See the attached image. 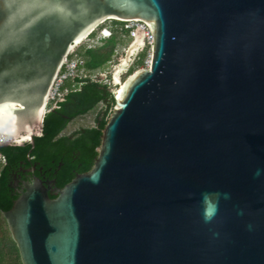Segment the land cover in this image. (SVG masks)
<instances>
[{"label":"water","instance_id":"95a60500","mask_svg":"<svg viewBox=\"0 0 264 264\" xmlns=\"http://www.w3.org/2000/svg\"><path fill=\"white\" fill-rule=\"evenodd\" d=\"M107 19L148 25L149 64L117 79L135 38L90 169L20 180L22 264H264V0H0V145H34Z\"/></svg>","mask_w":264,"mask_h":264},{"label":"trees","instance_id":"16d2710c","mask_svg":"<svg viewBox=\"0 0 264 264\" xmlns=\"http://www.w3.org/2000/svg\"><path fill=\"white\" fill-rule=\"evenodd\" d=\"M113 23L119 21L113 19ZM95 34L96 31H93L89 37ZM120 35L122 33L113 27L112 34L100 43L83 46L75 52V55L84 59L82 68L86 76L78 74L68 79L63 87V99L57 103L49 102L43 132L35 136L34 145L30 142L0 145V264H22L19 249L3 215V211L9 209L18 196L11 185L13 173L35 165L38 176L54 178L56 185L62 187L76 173L90 169L93 164L97 155L96 147L101 140V130L114 105L113 94L109 90L111 83L104 82L98 78L99 75L93 77V74L101 73L110 64L116 47L124 41ZM148 55V49L140 52L129 74L144 66ZM98 106L100 110L95 115L93 125L64 133L71 121Z\"/></svg>","mask_w":264,"mask_h":264},{"label":"built area","instance_id":"2783aa9c","mask_svg":"<svg viewBox=\"0 0 264 264\" xmlns=\"http://www.w3.org/2000/svg\"><path fill=\"white\" fill-rule=\"evenodd\" d=\"M110 20L112 21V23L108 25H104L102 28H100V26L103 25V23H105L106 21H110ZM114 20L119 21V23L114 24L113 19H107L106 21L101 23L96 28L98 29L97 34H95V36L93 37H90L91 40L93 42L100 43L102 39L107 38L112 34L113 27L116 28L119 32H121L122 35L131 38V42L136 38V36L139 33H142L143 42L138 52L140 53L144 51L145 49H148L149 55L146 58L145 65H144V66H147L150 61L151 46L153 43V36H152L151 30L148 27V25L140 19H127V20L114 19ZM96 29L94 31H96ZM87 38H89V36ZM94 45L95 44H88V46H94ZM83 65H84V59L75 55V49H73L71 53L64 60L62 69L60 70L55 80V83L51 89L50 96H49V102L53 101L54 103H57V101L63 99L64 93H65V90L63 89V87H64L65 82L68 79L73 78L77 76L78 74H82L86 76V73L84 72V69L82 68Z\"/></svg>","mask_w":264,"mask_h":264},{"label":"rangeland","instance_id":"374dc122","mask_svg":"<svg viewBox=\"0 0 264 264\" xmlns=\"http://www.w3.org/2000/svg\"><path fill=\"white\" fill-rule=\"evenodd\" d=\"M112 23V21H106L105 23H103L104 25H108ZM97 30L96 29V34H97ZM121 40L124 38L123 42H120L118 44V46L116 47V51L115 54L112 58V61L110 62V64H108L106 66V68L100 73L97 72L96 74H93V77H99L100 79H102L104 82H111V72L112 70L115 68V66L119 63V61L121 60L122 56L125 53L126 48L128 47V45L131 43V38L126 37L124 35H120ZM88 44H98L96 42H93L91 40V38H86L82 43H80L78 46H76L75 52L77 50H80L81 47L86 46ZM138 50L135 52V54L131 57L130 61L128 62V70L122 71L120 73V78L122 80H124L128 75H129V69L135 64L137 57H138ZM142 67V66H141ZM102 75V76H100ZM100 110V106H98L96 109L90 111L89 113H87L86 115L77 117L76 119H74L73 121H71L69 123V125L67 126V128L64 130V133H70L72 131H74L75 129H78L80 127H87V126H91L94 124V118L96 113Z\"/></svg>","mask_w":264,"mask_h":264},{"label":"flooded vegetation","instance_id":"af4514ba","mask_svg":"<svg viewBox=\"0 0 264 264\" xmlns=\"http://www.w3.org/2000/svg\"><path fill=\"white\" fill-rule=\"evenodd\" d=\"M35 169L36 167L34 165L27 168H21V170L13 173V180L11 181V185L15 188L16 193H18L17 190L22 185L20 182L21 179H32L35 175H37L35 173Z\"/></svg>","mask_w":264,"mask_h":264},{"label":"bare ground","instance_id":"6f19581e","mask_svg":"<svg viewBox=\"0 0 264 264\" xmlns=\"http://www.w3.org/2000/svg\"><path fill=\"white\" fill-rule=\"evenodd\" d=\"M142 42H143V36H142L141 34H138L137 37H136V40H135V42H134V46H139V44H141ZM136 48H138V47H136ZM116 77H117V79L121 80V78H120V73H119V72H117ZM4 136H5V135H1V134H0V139H1V140H6V139H8V138H5Z\"/></svg>","mask_w":264,"mask_h":264}]
</instances>
